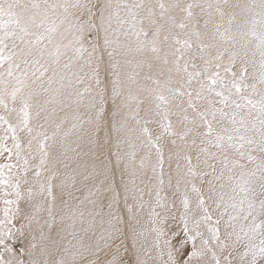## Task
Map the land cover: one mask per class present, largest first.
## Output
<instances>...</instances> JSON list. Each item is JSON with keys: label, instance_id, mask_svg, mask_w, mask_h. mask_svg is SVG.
<instances>
[{"label": "snow or ice", "instance_id": "6c2138e0", "mask_svg": "<svg viewBox=\"0 0 264 264\" xmlns=\"http://www.w3.org/2000/svg\"><path fill=\"white\" fill-rule=\"evenodd\" d=\"M0 264H264V0H0Z\"/></svg>", "mask_w": 264, "mask_h": 264}]
</instances>
